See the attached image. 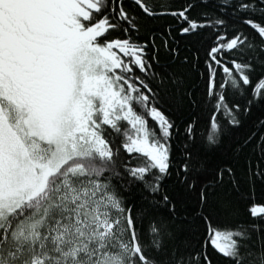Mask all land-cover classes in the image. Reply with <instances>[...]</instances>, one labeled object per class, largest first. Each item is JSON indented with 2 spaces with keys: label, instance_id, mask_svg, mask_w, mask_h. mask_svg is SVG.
Returning <instances> with one entry per match:
<instances>
[{
  "label": "snow or ice",
  "instance_id": "obj_1",
  "mask_svg": "<svg viewBox=\"0 0 264 264\" xmlns=\"http://www.w3.org/2000/svg\"><path fill=\"white\" fill-rule=\"evenodd\" d=\"M0 264H264V0H0Z\"/></svg>",
  "mask_w": 264,
  "mask_h": 264
}]
</instances>
